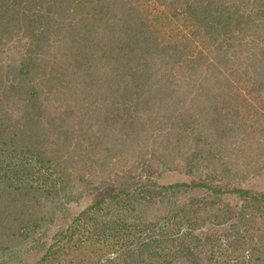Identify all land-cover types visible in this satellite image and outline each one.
Returning <instances> with one entry per match:
<instances>
[{"label": "trees", "instance_id": "obj_1", "mask_svg": "<svg viewBox=\"0 0 264 264\" xmlns=\"http://www.w3.org/2000/svg\"><path fill=\"white\" fill-rule=\"evenodd\" d=\"M253 134L264 170V0H0V262L101 187L34 264H264Z\"/></svg>", "mask_w": 264, "mask_h": 264}, {"label": "rangeland", "instance_id": "obj_2", "mask_svg": "<svg viewBox=\"0 0 264 264\" xmlns=\"http://www.w3.org/2000/svg\"><path fill=\"white\" fill-rule=\"evenodd\" d=\"M149 21V20H148ZM259 137L258 134H253V136H250V139L248 141V146L243 145L240 148H233L232 153L238 155V157H235V159H239L238 161L234 162L229 170L233 173H235L238 177L234 180L231 176H224V182L228 185H231V187H241L243 189H247L253 192H264V170L263 169V160H257L255 159L254 155L257 153L255 148V144H252L254 142V139L256 140ZM246 157L247 161H251V163H254V166L252 167L253 170L250 172L244 174L245 172H242L244 164H242L241 156H239V151H243ZM222 155L223 151H220ZM206 156V155H205ZM208 159L210 158L211 163H214L216 166H219V169L223 168L222 165V159H212V155H207ZM182 160L181 158H179ZM257 160V161H254ZM253 161V162H252ZM205 163V161H204ZM169 168V170H165L163 172H160L158 168L159 166H154L153 169H155V173L151 172L152 176H155V179L158 181L160 185H169L174 183H193L196 181V175H190L188 174L182 165L180 164V169L176 166L177 162H167L166 163ZM259 171L257 172V170ZM143 169V168H142ZM156 174V175H155ZM198 174V172H197ZM239 174H244L243 179L240 178ZM110 192V188H102L100 187L99 190H87L85 191L78 199L77 202H73L71 199L65 202V205L63 206V210L56 215L55 219V225L53 224L51 228H49L47 234L45 236H39L37 238V242L34 243V248L29 247L28 245L25 246L23 251H20L19 253L15 255H11L10 258H7L6 261L0 262V264H34L40 258L45 254V252L48 250V247L53 243V233L56 232V230L59 228V225H65L66 221H70L72 218H74L80 211L85 209L90 203H92L97 198H100L102 195L107 194ZM229 201L231 203H235L237 200L234 199V197L231 195L229 196ZM66 227V225H65Z\"/></svg>", "mask_w": 264, "mask_h": 264}]
</instances>
